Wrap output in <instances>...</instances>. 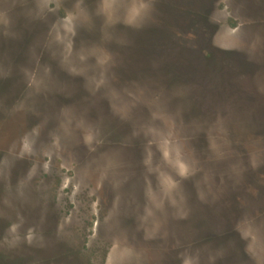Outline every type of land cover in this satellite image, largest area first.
I'll return each instance as SVG.
<instances>
[{
  "label": "rangeland",
  "instance_id": "374dc122",
  "mask_svg": "<svg viewBox=\"0 0 264 264\" xmlns=\"http://www.w3.org/2000/svg\"><path fill=\"white\" fill-rule=\"evenodd\" d=\"M260 194L264 0H0V264H264Z\"/></svg>",
  "mask_w": 264,
  "mask_h": 264
},
{
  "label": "trees",
  "instance_id": "16d2710c",
  "mask_svg": "<svg viewBox=\"0 0 264 264\" xmlns=\"http://www.w3.org/2000/svg\"><path fill=\"white\" fill-rule=\"evenodd\" d=\"M264 196V195H263ZM260 198H261V200H260ZM260 198L258 199V201L260 200V202L261 201H263L264 200V198L262 197V194H260ZM264 204V203H263Z\"/></svg>",
  "mask_w": 264,
  "mask_h": 264
}]
</instances>
